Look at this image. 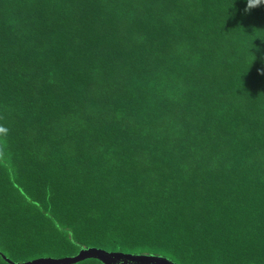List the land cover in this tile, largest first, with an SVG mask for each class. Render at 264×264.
<instances>
[{"label":"trees","instance_id":"obj_1","mask_svg":"<svg viewBox=\"0 0 264 264\" xmlns=\"http://www.w3.org/2000/svg\"><path fill=\"white\" fill-rule=\"evenodd\" d=\"M246 8L0 0V264H264V5Z\"/></svg>","mask_w":264,"mask_h":264},{"label":"water","instance_id":"obj_2","mask_svg":"<svg viewBox=\"0 0 264 264\" xmlns=\"http://www.w3.org/2000/svg\"><path fill=\"white\" fill-rule=\"evenodd\" d=\"M5 259L13 263L11 260ZM87 259H97L103 264H176L167 258L151 255H134L122 252H108L102 249L82 250L74 257L42 258L20 264H77Z\"/></svg>","mask_w":264,"mask_h":264},{"label":"clouds","instance_id":"obj_3","mask_svg":"<svg viewBox=\"0 0 264 264\" xmlns=\"http://www.w3.org/2000/svg\"><path fill=\"white\" fill-rule=\"evenodd\" d=\"M260 5H264V0H247V8L246 11L249 9L256 8Z\"/></svg>","mask_w":264,"mask_h":264}]
</instances>
